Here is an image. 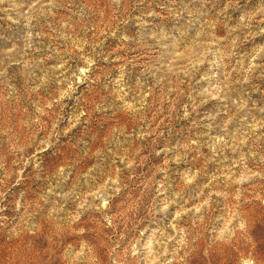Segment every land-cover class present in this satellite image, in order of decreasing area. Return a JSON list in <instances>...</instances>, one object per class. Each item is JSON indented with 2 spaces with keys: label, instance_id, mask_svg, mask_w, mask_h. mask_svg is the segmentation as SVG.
<instances>
[{
  "label": "rangeland",
  "instance_id": "374dc122",
  "mask_svg": "<svg viewBox=\"0 0 264 264\" xmlns=\"http://www.w3.org/2000/svg\"><path fill=\"white\" fill-rule=\"evenodd\" d=\"M0 264H264V0H0Z\"/></svg>",
  "mask_w": 264,
  "mask_h": 264
}]
</instances>
